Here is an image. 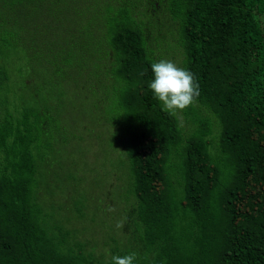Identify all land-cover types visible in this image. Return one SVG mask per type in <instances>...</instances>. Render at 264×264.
<instances>
[{"label":"trees","instance_id":"trees-1","mask_svg":"<svg viewBox=\"0 0 264 264\" xmlns=\"http://www.w3.org/2000/svg\"><path fill=\"white\" fill-rule=\"evenodd\" d=\"M42 1L0 0V27L16 23L18 6L26 22L33 14L39 28L72 31L73 40L82 20L94 25L82 45L61 48L67 64L52 49L49 67L82 76L86 91L93 81L95 103L114 90V112L103 117L122 145L123 235L97 254L68 227L62 204L41 200L42 190L54 198L41 180L48 161L35 157L41 147L24 111L0 122V264H264V0H71L65 17L61 0L48 9ZM169 35L182 78L162 97L161 51L149 45ZM3 44L0 90L16 65ZM69 181L79 183L65 176L56 187ZM84 201L68 211L84 219Z\"/></svg>","mask_w":264,"mask_h":264},{"label":"rangeland","instance_id":"rangeland-1","mask_svg":"<svg viewBox=\"0 0 264 264\" xmlns=\"http://www.w3.org/2000/svg\"><path fill=\"white\" fill-rule=\"evenodd\" d=\"M72 1L61 0L58 11L62 12L61 9H66ZM17 2L19 4V0ZM37 2H31L30 7V11L36 16L39 12ZM42 3L48 9L54 0H43ZM94 4L106 7L101 0ZM107 7L111 9L113 6ZM17 9L20 14L17 15L16 23L9 27L1 24L0 27V31L4 33L2 37L6 38V45L0 41V47L2 44L5 48L11 45L15 49L12 56L16 62L14 69L9 72L5 88L0 90V102H4L0 107V122L4 123L9 118L12 120V117L19 121L24 114L21 112L24 111L30 114L32 136L39 140L41 147L36 151L35 157H46L48 161L43 166L41 180L46 185L49 179L51 192L54 193L52 199L46 197L42 190L41 200L45 204L52 202L57 207L62 204L63 213L72 218L68 227L78 230L80 239L87 241L90 249L95 248L97 254L104 253L110 249L111 237L120 238L123 235L119 222V212L122 209L120 196L127 183L125 171L120 170L123 166L120 157L123 154L120 148L122 145L116 136L117 129L103 117L105 113L114 112V90L106 94L107 101L99 99L101 102L95 103L94 96L99 93L94 88L93 81L88 83L87 89L90 90L86 91L82 76L70 77L71 80L78 79V82L80 79V82L67 84L69 79L66 76L56 75L49 67L50 63L54 64L58 53L64 57V63L61 64H67L70 53H63L61 48L72 47L78 41L82 45L85 41L83 34L94 25L83 24L82 20L78 31L81 39L73 40L72 31L63 32L60 29L48 32L45 28H39L35 15L32 14L34 21L29 19L26 22L22 17L24 11L19 6ZM65 12H62L64 17ZM64 26L70 30L71 26L75 27L67 26V23ZM95 46H99V43ZM44 48L50 49L46 52ZM149 48L161 51L158 63L163 69L164 89H160L162 97L174 93L182 78L183 59L181 51L176 50V41L169 35L165 40L154 39ZM52 49L58 50L56 54H53ZM67 85L70 86L66 87ZM65 176L67 180L79 182L76 183V188L71 186L70 181L66 188L56 187L63 182ZM129 190L130 186L124 196L127 194L128 197ZM81 195L85 200L84 219H79L68 211L73 199L76 200Z\"/></svg>","mask_w":264,"mask_h":264}]
</instances>
